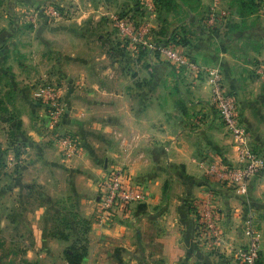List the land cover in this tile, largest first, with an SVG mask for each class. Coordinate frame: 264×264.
I'll use <instances>...</instances> for the list:
<instances>
[{"label": "crops", "instance_id": "0c3cea01", "mask_svg": "<svg viewBox=\"0 0 264 264\" xmlns=\"http://www.w3.org/2000/svg\"><path fill=\"white\" fill-rule=\"evenodd\" d=\"M262 2L242 17L233 0H99V7L89 0H49L66 17L42 9L15 16L20 27L36 15L31 27L38 39L20 47L35 51L22 59H2L10 43L0 44V100L16 119L0 118V147L10 146L11 132L29 144L19 167L7 162L0 175V225L15 227L11 241L18 248L4 256L72 264L65 251L80 241L87 251L78 264H244L238 251L250 244L251 227L264 262V173L245 196L200 166L237 164L209 76L177 67L148 46L168 42L203 67H218L264 156ZM214 8L228 16L213 26ZM115 16L131 19L138 41L121 35ZM98 29L95 51L89 33ZM45 79L62 88L66 109L59 130L82 147L72 158L52 140L48 107L34 94L36 82ZM112 166L148 197L104 222L97 219L98 195ZM206 208L222 242L206 229Z\"/></svg>", "mask_w": 264, "mask_h": 264}, {"label": "built area", "instance_id": "2783aa9c", "mask_svg": "<svg viewBox=\"0 0 264 264\" xmlns=\"http://www.w3.org/2000/svg\"><path fill=\"white\" fill-rule=\"evenodd\" d=\"M46 10L54 18H64L67 15L57 6L51 5ZM227 16V10L218 11L214 8L209 12V23L214 26ZM36 17V15L31 17L32 23L35 22ZM115 24L121 35L134 41L139 40L136 28L129 17L115 16ZM149 30L150 27L146 24L142 28L141 34L144 35ZM148 46L150 49L158 51L166 60L177 67L184 68L194 74H199L202 71L208 74L212 103L216 107L227 132L233 139L237 152V164L234 166L219 165L214 162L202 161L200 166L205 168L211 176L235 187L237 193L246 196L253 178L264 173V156L254 148L250 130L240 119L239 106L226 89L220 69L218 67L205 68L182 50L166 42H152ZM35 85V96L48 107L50 135L52 140L59 146L61 154L66 158H72L80 154L82 147L78 144L77 139L72 134H64L59 130L66 109L61 86L51 80H45ZM17 161L15 153L9 150L7 154L8 164L15 165ZM147 197V193L142 186L130 183L123 169L114 167L109 173H106L100 184L98 195L100 220L109 222L116 216L118 211L127 210L133 203L144 202ZM204 218L206 229L210 232L214 241L216 243L222 242V232L216 225L210 208L204 210ZM246 233L251 238L250 244L238 251V257L244 264H257L261 255L259 234L251 227L247 228Z\"/></svg>", "mask_w": 264, "mask_h": 264}, {"label": "rangeland", "instance_id": "374dc122", "mask_svg": "<svg viewBox=\"0 0 264 264\" xmlns=\"http://www.w3.org/2000/svg\"><path fill=\"white\" fill-rule=\"evenodd\" d=\"M37 1H39V3ZM89 1H91L92 7H99V0ZM48 2L49 0H0V44L3 43L4 45H7V43H10V53L6 54L3 58L1 57L2 59L8 57V55L9 59L11 60L17 58H26L28 54L30 57H32L33 53L35 52L33 49H29L28 51L27 49H24V51H22L20 48L21 46L26 48L25 46H28L31 42H37V33L35 32V28L32 30L31 27L33 24L31 17H25L26 20L24 19L20 28L19 26L17 27L18 22L16 21L15 16H18L19 14H28L35 10L41 9L43 11H47L46 9L49 7L48 5L51 4H48ZM57 8L67 13L66 10H63V8H60L59 6H57ZM28 30H30V32ZM3 31H6L7 33L2 34ZM17 33L18 36L16 37ZM89 35H92L90 37L95 40V51H99V29L97 32L89 33ZM2 54L3 53L0 51V56ZM45 80L37 81L36 83L39 84ZM28 161L30 160L28 159ZM114 167L116 166H112L107 172L109 173ZM2 173L3 172H0V175H2ZM35 192H37V190ZM35 195L33 197L34 199H37ZM97 219L100 220V217L97 216ZM15 233V227L11 226L10 224L7 226L0 225V264H29L26 263L27 260L25 258L18 260V258L15 256H4L6 252H13L18 249H14L16 247L13 245L14 242L11 241L12 236Z\"/></svg>", "mask_w": 264, "mask_h": 264}, {"label": "trees", "instance_id": "16d2710c", "mask_svg": "<svg viewBox=\"0 0 264 264\" xmlns=\"http://www.w3.org/2000/svg\"><path fill=\"white\" fill-rule=\"evenodd\" d=\"M263 0H233V5L237 8L239 14L242 17L245 15L251 14L259 10L263 5ZM235 31V30H234ZM237 31V30H236ZM234 33V32H232ZM231 33V34H232ZM228 34V35H231ZM168 43V42H166ZM3 102L0 100V118L6 119V121L13 123L16 119L7 111L5 107H3ZM10 146L6 149L0 147V172H2L3 168L7 165V154L9 150H12L15 153L17 160L20 159L22 155L25 154L26 148L29 146L28 142L25 139H19L11 132ZM19 162L17 161L16 168L19 167ZM62 222H66V224L71 223V218L62 215ZM87 251L86 244L76 241L70 245V247L65 251L66 259L72 264H78L82 261L85 253ZM29 264H38L26 261ZM257 264H264L262 261V252L260 255V259L258 260Z\"/></svg>", "mask_w": 264, "mask_h": 264}]
</instances>
